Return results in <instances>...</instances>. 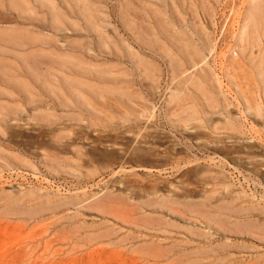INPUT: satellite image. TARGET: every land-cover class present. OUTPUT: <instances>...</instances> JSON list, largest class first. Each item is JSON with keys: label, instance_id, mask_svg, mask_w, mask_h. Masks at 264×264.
<instances>
[{"label": "rangeland", "instance_id": "rangeland-1", "mask_svg": "<svg viewBox=\"0 0 264 264\" xmlns=\"http://www.w3.org/2000/svg\"><path fill=\"white\" fill-rule=\"evenodd\" d=\"M254 2L0 0V264H264Z\"/></svg>", "mask_w": 264, "mask_h": 264}, {"label": "bare ground", "instance_id": "bare-ground-1", "mask_svg": "<svg viewBox=\"0 0 264 264\" xmlns=\"http://www.w3.org/2000/svg\"><path fill=\"white\" fill-rule=\"evenodd\" d=\"M262 7H264V0H255L253 5L246 12L241 14V23H240V29H239L238 35L240 36L241 40L244 43H246V39H247L248 35H250L251 39L255 45L256 44L255 42L257 41L256 39H259L256 36L257 33L260 36L262 34H264V31H263V33H261V31L258 29L257 23H256L257 22V15H258L259 11L262 9ZM202 56H200V57H202ZM205 58H206V56H205ZM205 58H203L200 61L203 62L205 60ZM196 64L198 65V62ZM196 64L193 66H196ZM228 71H229V73H231L230 75L233 77V79H236V81L238 82L237 76L234 73V71H230V70H228ZM218 77H219V74H218ZM218 79H220V77ZM235 86H237L239 89H241L240 85L236 84V82H235Z\"/></svg>", "mask_w": 264, "mask_h": 264}, {"label": "crops", "instance_id": "crops-1", "mask_svg": "<svg viewBox=\"0 0 264 264\" xmlns=\"http://www.w3.org/2000/svg\"><path fill=\"white\" fill-rule=\"evenodd\" d=\"M256 36L259 39H256L257 41L255 42L256 44L254 45V42L252 41L251 36L248 35V37L246 39V46L243 48L240 44H238L239 45V47H238L239 52H237V53L239 55H242V52L245 50V52L253 54V52L256 49H258V51H260V52H263L264 51V40L262 39V36H260L258 33ZM252 72L255 74L259 73L257 70L254 71L253 69H252ZM230 81L234 85V79H231ZM257 90H258V95H259V91H260L259 86H258ZM259 97H260V95H259Z\"/></svg>", "mask_w": 264, "mask_h": 264}]
</instances>
